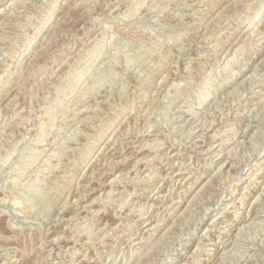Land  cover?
<instances>
[{"label":"rangeland","instance_id":"374dc122","mask_svg":"<svg viewBox=\"0 0 264 264\" xmlns=\"http://www.w3.org/2000/svg\"><path fill=\"white\" fill-rule=\"evenodd\" d=\"M0 264H264V0H0Z\"/></svg>","mask_w":264,"mask_h":264},{"label":"bare ground","instance_id":"6f19581e","mask_svg":"<svg viewBox=\"0 0 264 264\" xmlns=\"http://www.w3.org/2000/svg\"><path fill=\"white\" fill-rule=\"evenodd\" d=\"M238 84V83H237ZM230 147V146H229ZM205 157V156H204ZM211 157V156H210ZM224 161V160H223ZM224 164V163H223ZM238 229V228H237Z\"/></svg>","mask_w":264,"mask_h":264}]
</instances>
